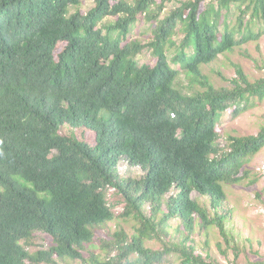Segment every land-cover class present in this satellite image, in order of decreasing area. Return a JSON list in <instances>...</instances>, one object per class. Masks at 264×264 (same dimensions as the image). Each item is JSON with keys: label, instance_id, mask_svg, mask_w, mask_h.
<instances>
[{"label": "trees", "instance_id": "1", "mask_svg": "<svg viewBox=\"0 0 264 264\" xmlns=\"http://www.w3.org/2000/svg\"><path fill=\"white\" fill-rule=\"evenodd\" d=\"M82 3L0 0V264H211L195 231L226 235L225 187L248 178L264 148V125L225 146L218 125L264 104V78L237 66L232 86L217 89L203 67L260 42L264 0H94L86 12ZM182 76L205 89L185 93ZM64 127L92 132L95 144ZM122 159L143 175L123 178ZM111 190L135 232L121 228L86 261L116 218ZM173 220L180 240L150 248ZM38 233L48 248L31 249Z\"/></svg>", "mask_w": 264, "mask_h": 264}, {"label": "rangeland", "instance_id": "2", "mask_svg": "<svg viewBox=\"0 0 264 264\" xmlns=\"http://www.w3.org/2000/svg\"><path fill=\"white\" fill-rule=\"evenodd\" d=\"M94 4V0H83L80 9L88 11ZM176 5H169L170 11ZM165 12V14H166ZM146 26H142L144 30ZM148 34L135 36L142 42H146ZM240 66L245 73L256 80L264 78V36L257 43H250L237 48L233 53L221 56L210 65L203 67V75L217 89L229 88L232 81L237 77L236 67ZM181 88L185 93L203 91L202 84H192L190 78L182 76ZM264 125V104L248 110L237 118L229 114L218 125L220 142L225 146L230 136L242 137L257 135ZM62 134L71 136L75 134L89 144H95V135L87 130L64 127ZM264 165V148L251 157L246 169L249 176L244 181L225 187L227 193L226 202L220 215L227 216L226 235H222L217 227H210L207 231L197 227L193 236V245L198 254L203 255L211 264H264V174L257 171L259 166ZM120 174L123 178H139L143 175L139 167L131 166L127 160L120 162ZM203 207L207 208L214 218L216 211L211 208L207 197L198 193L193 194ZM108 202L112 206L116 218L113 222L99 228L96 232V242L87 247L84 253L85 260L89 261L92 254L102 257L105 252L102 246L109 241L114 233L121 228L129 235L134 234L136 223L132 220L123 219L120 215L125 210V204L120 196L111 190L108 194ZM150 208L146 210L149 213ZM180 222L173 220L167 229L168 236L161 240L148 241L147 245L154 250H164L167 244L177 242L181 235L179 232ZM32 250L48 248L50 241L45 234L38 233ZM58 264H84L83 261H59ZM165 264H179L176 256H170Z\"/></svg>", "mask_w": 264, "mask_h": 264}, {"label": "built area", "instance_id": "3", "mask_svg": "<svg viewBox=\"0 0 264 264\" xmlns=\"http://www.w3.org/2000/svg\"><path fill=\"white\" fill-rule=\"evenodd\" d=\"M257 171H258V173H260V174H264V165L259 166V167L257 168Z\"/></svg>", "mask_w": 264, "mask_h": 264}]
</instances>
